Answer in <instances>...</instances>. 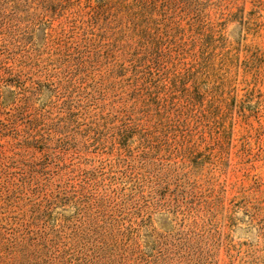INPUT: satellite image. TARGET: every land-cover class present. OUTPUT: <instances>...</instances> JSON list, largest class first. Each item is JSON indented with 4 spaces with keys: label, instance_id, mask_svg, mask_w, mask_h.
<instances>
[{
    "label": "rangeland",
    "instance_id": "1",
    "mask_svg": "<svg viewBox=\"0 0 264 264\" xmlns=\"http://www.w3.org/2000/svg\"><path fill=\"white\" fill-rule=\"evenodd\" d=\"M0 264H264V0H0Z\"/></svg>",
    "mask_w": 264,
    "mask_h": 264
}]
</instances>
